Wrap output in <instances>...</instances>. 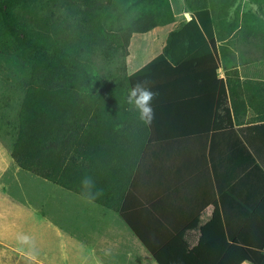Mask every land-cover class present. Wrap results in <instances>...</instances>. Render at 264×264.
Returning a JSON list of instances; mask_svg holds the SVG:
<instances>
[{
  "label": "crops",
  "instance_id": "crops-1",
  "mask_svg": "<svg viewBox=\"0 0 264 264\" xmlns=\"http://www.w3.org/2000/svg\"><path fill=\"white\" fill-rule=\"evenodd\" d=\"M168 3L171 22L131 35L127 75L160 54L167 34L189 19L185 7L184 20H177ZM135 34L147 41L130 51ZM213 37V53L205 51L210 45L192 47L187 74L183 68L161 85L170 104L189 101L163 120L167 128L186 132L146 142L122 198L124 216L61 187L55 191L59 203H45L44 212L0 189V264H18L13 259L20 255L29 264H158L151 251L162 264H264L261 53L258 41L245 43L237 32L224 40ZM229 71L238 78L233 95L224 82ZM216 100L227 103L231 126L206 128ZM215 209L219 222L209 219Z\"/></svg>",
  "mask_w": 264,
  "mask_h": 264
},
{
  "label": "trees",
  "instance_id": "trees-1",
  "mask_svg": "<svg viewBox=\"0 0 264 264\" xmlns=\"http://www.w3.org/2000/svg\"><path fill=\"white\" fill-rule=\"evenodd\" d=\"M235 1L184 0L189 19L167 34L160 54L127 75L123 60L131 35L171 22L168 0H0V138H9L14 164L81 197V180L89 176L93 191L103 190L94 203L124 216L122 198L146 142L186 132L163 120L189 101L170 104L160 88L181 69L187 74L191 48L210 45L205 51L213 53L214 34L219 40L236 32L245 40L258 37L264 67V11L262 18L235 11L227 20ZM251 2L264 8V0ZM94 53L115 62L105 75L93 68ZM234 74L227 72L224 81L229 95ZM137 83L157 93L151 123L127 102ZM209 123L231 126L225 100L214 102L206 128ZM219 218L215 209L209 219Z\"/></svg>",
  "mask_w": 264,
  "mask_h": 264
},
{
  "label": "rangeland",
  "instance_id": "rangeland-1",
  "mask_svg": "<svg viewBox=\"0 0 264 264\" xmlns=\"http://www.w3.org/2000/svg\"><path fill=\"white\" fill-rule=\"evenodd\" d=\"M170 4L172 10L177 15V20H184L182 13H185V5L183 1L170 0ZM235 11L238 13V15H241L242 13H253L254 15L262 18L264 8L261 4L253 3L251 0H236L234 5L228 10L229 19L233 16ZM146 38V35L145 37L137 34L133 35L130 51L133 49V44L139 41L144 43L147 41ZM236 39L238 40V38ZM257 41H260L258 37H250L244 42L255 45ZM143 56L144 50H142L140 58H143ZM261 58L263 59L262 55ZM91 62L93 64V68L102 75H105L107 72H109L113 67V64H115V62L102 59L98 54L95 53L91 57ZM123 62L125 68L126 57H124ZM9 151V138H0V189L2 192L17 203H20L26 207H35L39 212H44V208L41 206L45 203H53L52 200H55L57 203H59V195H57L56 192H59L63 189L50 183L49 181L36 177L27 171L20 170L14 164ZM13 261L15 263L18 262V264H29L23 255H20L18 259H13Z\"/></svg>",
  "mask_w": 264,
  "mask_h": 264
},
{
  "label": "clouds",
  "instance_id": "clouds-1",
  "mask_svg": "<svg viewBox=\"0 0 264 264\" xmlns=\"http://www.w3.org/2000/svg\"><path fill=\"white\" fill-rule=\"evenodd\" d=\"M156 95L157 93L143 83L135 84L128 92L127 102L138 110L140 119L145 123H151L155 117L153 100ZM81 186L84 189L82 197L89 204L94 203L97 198L103 195L102 189L93 191L96 187L95 181L89 176L82 178Z\"/></svg>",
  "mask_w": 264,
  "mask_h": 264
}]
</instances>
